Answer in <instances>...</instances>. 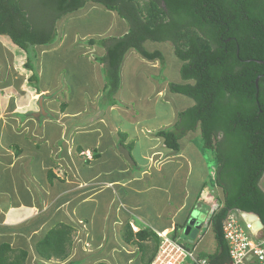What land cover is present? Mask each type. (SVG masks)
Wrapping results in <instances>:
<instances>
[{
  "label": "crops",
  "instance_id": "1",
  "mask_svg": "<svg viewBox=\"0 0 264 264\" xmlns=\"http://www.w3.org/2000/svg\"><path fill=\"white\" fill-rule=\"evenodd\" d=\"M88 8L65 14L55 40L28 51L0 34V243L27 250L25 264H31L36 241L63 223L72 234L87 233L91 253L108 246L115 264H146L152 238L142 241L143 252L139 242L122 240L125 226L177 234L194 218L198 231L187 242L198 254H212L209 219L222 205V189L213 185L204 148L196 144L199 129L184 133L176 151L156 135L193 104L168 87L182 82L180 63L174 73L164 58L129 50L120 86L108 95L98 62L104 47L98 39L90 44L92 33L65 29L89 10L97 11L95 22L108 19L104 32L114 33L104 38L121 36L128 26L114 11ZM88 262L110 264L104 255Z\"/></svg>",
  "mask_w": 264,
  "mask_h": 264
},
{
  "label": "trees",
  "instance_id": "2",
  "mask_svg": "<svg viewBox=\"0 0 264 264\" xmlns=\"http://www.w3.org/2000/svg\"><path fill=\"white\" fill-rule=\"evenodd\" d=\"M36 4L42 12L33 18L35 9L27 10L22 0H0V34L24 51L52 43L56 22L87 4H100L127 22L121 36L98 40L105 49L98 60L110 96L120 86L121 62L129 50L148 60H162V52L146 48L145 43L171 44L182 82H169V90L191 98L193 104L178 113L172 127L156 135L176 151L178 139L198 128L202 148L213 152L222 206L209 219L216 250L199 255L214 264L228 262L222 220L229 209L256 214L264 227V195L257 184L264 173V64L257 62L263 58L264 0H37ZM94 40L90 38V44ZM73 230L63 223L50 228L34 244L36 254L45 260H64ZM153 236L144 229L133 232L127 225L121 237L127 244L139 242L144 252L142 241ZM185 246L191 249L190 243ZM27 255L23 248L0 243V264H25Z\"/></svg>",
  "mask_w": 264,
  "mask_h": 264
},
{
  "label": "built area",
  "instance_id": "3",
  "mask_svg": "<svg viewBox=\"0 0 264 264\" xmlns=\"http://www.w3.org/2000/svg\"><path fill=\"white\" fill-rule=\"evenodd\" d=\"M257 184L264 195V173ZM243 212L238 208L229 209L222 220V233L229 258L225 264H264V227L255 230L254 221H245ZM257 218L259 219L258 216ZM159 237V244L150 264H214L208 257L200 256L194 249H188L185 246L187 241L180 239L178 235L172 237L168 233Z\"/></svg>",
  "mask_w": 264,
  "mask_h": 264
},
{
  "label": "rangeland",
  "instance_id": "4",
  "mask_svg": "<svg viewBox=\"0 0 264 264\" xmlns=\"http://www.w3.org/2000/svg\"><path fill=\"white\" fill-rule=\"evenodd\" d=\"M22 2L25 6L28 5V8L25 7L27 10H33L34 11V9H35V14H34L33 18H35V17L38 18V16L41 15L42 10H40L39 6H36L37 0H22ZM92 5H94L95 7H102L100 4H91V5L87 4V5H84L75 14L85 13L89 9L88 7H90ZM88 12H90L88 14V16L84 17V18H83V16H81V18H79V21L75 22L72 20V21H70V23L68 22V25H67V28L65 29V31L66 32L69 31V33L70 32L71 33H77L78 35H82L85 33H89V34L92 33L91 37L94 38L95 40L96 39L100 40V39L104 38L105 36L107 37L108 35L114 33L112 31L104 32V27L108 21V19L105 18V16L102 19L100 18L98 20V22H95L94 21V19H95L94 15H96L97 11L89 10ZM67 18H68L67 15L65 17H62L60 22L58 21L59 22L58 24L60 25L61 22L62 23L66 22ZM91 19H93V21H91ZM145 47L146 48L151 47L152 50L153 49H159L163 54V58H164L163 60H166V62H168V64H170V65L172 63V65H173L172 71H174V73H176V71H175L176 65H178L180 63V61L173 55V52L171 49V44L168 41L157 42V43L153 42L152 45H151V42L145 43ZM172 79H173V76H172ZM197 143H201V139H199V136L196 138V144ZM204 156H205L204 157L205 162L209 166L210 173L214 174L216 161H215L213 152L204 149ZM212 183L214 185L215 181L212 180ZM175 235H178L180 237V239H184L186 241L188 239V237L183 234L182 229L178 230L177 234L174 233L173 237ZM87 236H88L87 233L84 234L80 230H77L72 234V246L69 250L70 253L68 255V258H65L64 260H58L57 258L52 257L50 259L45 260L43 258L36 256V257H33L31 264H64L71 257L74 258V261L72 264H78L80 261L82 262V260H83V262H87V264H94L93 262H88V261L90 259L96 257V256L99 257V256H103V255L108 258V261L110 262V264H115L113 261V259H115V258L111 256V251L109 252V250H111V248L109 249L108 246L103 247V249L101 251H98V253H97V251L94 253H91V252H93L94 249L92 248V243L87 240V238H86ZM159 236L160 235L156 233L152 237V240H151V246H152V249L154 250V252H156L157 246L159 244V240H160ZM171 236H172V233H171ZM116 258H117V256H116ZM147 264H150V262H148Z\"/></svg>",
  "mask_w": 264,
  "mask_h": 264
},
{
  "label": "water",
  "instance_id": "5",
  "mask_svg": "<svg viewBox=\"0 0 264 264\" xmlns=\"http://www.w3.org/2000/svg\"><path fill=\"white\" fill-rule=\"evenodd\" d=\"M257 62L264 64V44H263V58L261 60H257ZM257 79L258 78H256V81H255L256 86H257ZM118 149L126 161L133 163V159H132L129 151L126 148H124L122 145H119ZM243 217H244L245 221H252V220L254 221L253 228L255 230L259 229L263 226L261 221L257 218V215L254 213L244 211ZM195 222L196 221L194 218H190L188 220L187 224L182 229L183 234L188 237L189 241H192L195 238L197 231H198V227L195 225L196 224Z\"/></svg>",
  "mask_w": 264,
  "mask_h": 264
},
{
  "label": "bare ground",
  "instance_id": "6",
  "mask_svg": "<svg viewBox=\"0 0 264 264\" xmlns=\"http://www.w3.org/2000/svg\"><path fill=\"white\" fill-rule=\"evenodd\" d=\"M159 234H160L161 236H164V235H167V234H168V231L164 230V231L159 232Z\"/></svg>",
  "mask_w": 264,
  "mask_h": 264
}]
</instances>
